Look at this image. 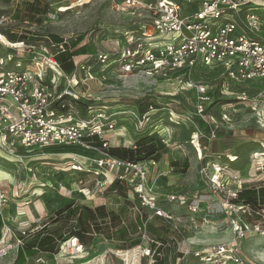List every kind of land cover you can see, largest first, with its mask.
Returning <instances> with one entry per match:
<instances>
[{"label":"rangeland","instance_id":"rangeland-1","mask_svg":"<svg viewBox=\"0 0 264 264\" xmlns=\"http://www.w3.org/2000/svg\"><path fill=\"white\" fill-rule=\"evenodd\" d=\"M258 1L264 4V0ZM0 18L9 20L5 27H0V31L15 32L24 37V45L35 49L36 57L40 58L45 52L57 51L51 48L52 35L69 45L82 38L79 46L89 42L94 54H110L111 57L119 50L124 34L138 26L133 24L135 19L117 11L111 0H0ZM1 46L0 43V54L3 56L8 50L17 51L10 46ZM111 63L100 64L93 57L87 62V70L78 74V85L74 89L82 100L93 106L95 112L103 113L109 120L110 123L99 121L104 129L100 140L91 139L88 141L90 148L86 149L49 146L32 149L6 147L3 150V160L0 159V193L4 195L0 201V264L14 263L22 243L18 242V236L24 237L23 243L31 245L36 242L41 229V232L60 229L65 222L61 220L53 224L51 219L65 205L72 203L92 210L102 206L105 213L120 215L118 226L133 229V232L129 229L130 236L139 237L140 244L129 248L126 242L93 235L84 246L77 239L75 247L61 243L54 253L33 255L27 264H150V256L144 255L148 242L142 237V228L137 229L134 225L135 219L139 216L143 223L148 222L146 226H150L151 231L146 228V235L153 241L171 237L174 224L189 223L187 208L179 205L177 197L186 195L190 202L197 190H200L198 197L208 198L211 195L208 178L212 171L205 167V163L209 158L211 162L217 157L208 155L209 142L217 140L234 147L235 155L231 156L236 158L234 161L239 154L248 152V165L243 168L248 177L238 179L246 182L250 188L261 186L264 157L259 162L263 166V170H260L252 153L264 152V121L257 123L249 107L238 105L235 97L241 93L247 98L254 97L258 92L256 88L227 87L226 90L216 69L198 67L186 73L156 74L136 71L122 76L116 73ZM54 74V69H47V77ZM60 79L63 84L61 76ZM197 84L207 85L213 99L200 119L202 123L188 119L194 111V87ZM144 105H151V108L139 116L138 111ZM83 111L80 109L79 113ZM223 115L228 120H222ZM79 116L91 119L84 113ZM108 124L114 125L112 130L108 129ZM216 126L218 133L215 138H210V132ZM195 133L204 136L198 134L195 139ZM145 136L161 140L164 150L159 153L158 161L139 163L144 176L117 159L109 157L114 162L107 163L103 149L96 147V144L102 143L107 150L129 148ZM105 141L107 143H103ZM100 160L104 163L97 174L93 168L98 167ZM226 160L229 163V159ZM174 162H178L180 168L185 164L184 172L171 170L170 164ZM228 163L221 166L227 168ZM79 165L82 171L71 169ZM208 167H211L210 163ZM228 171L223 180L227 178L232 183L234 175L238 173ZM117 181L119 189L110 190L111 184ZM142 189L143 193H138ZM168 194L170 196H166ZM169 197H175V200L168 201ZM143 198H153L172 220L153 216V211L145 207ZM126 200L131 205L120 213ZM182 215L184 220L181 222ZM66 223L70 225V221ZM107 228L102 225L104 234L109 232ZM78 248L80 251H77ZM170 254L171 263L180 256L174 250ZM242 254L255 264H264V237L257 235L245 241ZM181 264H191V261L187 259Z\"/></svg>","mask_w":264,"mask_h":264},{"label":"built area","instance_id":"built-area-1","mask_svg":"<svg viewBox=\"0 0 264 264\" xmlns=\"http://www.w3.org/2000/svg\"><path fill=\"white\" fill-rule=\"evenodd\" d=\"M111 2L121 14L135 19L133 24L138 26L124 34L119 50L111 57L110 54H93L76 58L74 70L69 75L61 72L52 51L45 52L41 58L36 57L35 49L25 46L24 41H9L7 34L17 33L0 31L1 47L17 49L8 50L5 56L0 54V152L6 147L86 149L90 148L88 141L91 139L100 140L104 129L99 121L110 123L109 120L103 113L95 112L93 106L74 90L78 85V74L87 70V62L93 57L100 64L112 61L116 73L122 76L136 71L156 74L186 73L198 67L216 69L220 72L222 85H226L224 89L253 86L258 90L251 98L243 93L239 96L230 94L237 97L238 105L249 107L257 123L264 121V4L258 0ZM8 21L0 18V27H5ZM52 47L59 52L64 51L62 43L51 44ZM48 68L55 70L51 77L46 76ZM194 90L196 103L188 119L202 122L200 119L206 107L213 103L212 94L210 96L208 86L203 84L195 85ZM76 102L84 104L82 113L91 119L79 116L82 113H79ZM222 120H228L227 116L223 115ZM113 126L108 124V129L112 130ZM216 133L217 126L210 132V138H215ZM198 134H193V137L197 139ZM101 145L102 154L108 158L107 163L114 162L105 153L106 145ZM254 155L258 169L263 170L259 162L264 152ZM216 157L219 161L220 156ZM228 159L233 163L236 158ZM120 162L144 176L139 163ZM103 163L100 160L98 167L93 168L95 173L100 172L99 167ZM205 167L212 171L208 178L211 195L198 197L200 190H197L190 202L185 195L177 197L179 205L187 208L188 224L187 221L185 225L180 223L181 228L174 224L171 237L153 241L146 235L148 222L143 223L142 237L148 242L144 255L150 256V264H181L187 259L191 264H255L242 254V248L248 239L257 235L264 237V203L259 199L254 204L239 200L243 182L236 175L232 176V183L227 178L223 180L225 173H229L228 167L212 161H207ZM257 189L264 190V179ZM141 192L143 189L138 190ZM3 199L4 195L0 193V201ZM170 200H175V197H169ZM143 201L145 207L153 211V216L172 220L153 198H143ZM180 217L182 222L183 215ZM214 235L220 237L210 241ZM173 250L180 256L171 263Z\"/></svg>","mask_w":264,"mask_h":264},{"label":"trees","instance_id":"trees-1","mask_svg":"<svg viewBox=\"0 0 264 264\" xmlns=\"http://www.w3.org/2000/svg\"><path fill=\"white\" fill-rule=\"evenodd\" d=\"M32 10L33 7L31 8V11ZM7 37L9 41L13 43L25 40V38L21 35L13 33H8ZM82 40V38H78L69 45L57 36H50L51 44H63L64 51L54 52V57L64 75L72 73L76 58L94 54V50L89 42L79 46ZM83 105L84 104L82 102H76V106L79 109H83ZM149 108H151V105H144L141 107L138 111L139 116L146 114L150 110ZM96 147H98V149H102V145L100 143L96 144ZM163 150L164 144L161 140L151 136H145L138 140L132 147L110 148L109 150H106L105 153L109 157L119 161L136 164L149 160L158 161L160 158L159 153ZM185 167L186 165L184 164V167L180 168L178 162L170 164V169L177 172H184ZM118 186V181L114 182L111 184L110 190H118ZM245 191L241 193L245 194L239 196V200H243L245 203L254 204L256 200L259 199L260 202L264 203L263 189L256 190V188L253 187ZM256 192L259 193L257 194ZM130 205L131 202L126 200V204H124V208L120 213H124ZM61 220L65 223L61 225L60 229L50 230V232H46L45 230L41 232L43 230L41 229L36 236V242L31 245L23 243L24 237L18 236L17 240L22 243L21 246L18 247L16 259L13 264H27L28 259L33 255L54 253L61 243H66L70 239H77L78 243L81 246H84L90 241V237L93 235H102L106 240L110 241L115 239L120 242H126L129 244V248H135L140 244L139 237L131 238L129 230L131 228L128 229V227L118 226V222L121 220L120 215L105 213V209L102 206L95 207L92 210L85 206L75 205L74 203L67 204L53 216L51 222H53V224H57ZM67 221H70V225H67ZM101 223H103L102 225L108 226V233L104 234L102 232ZM134 225L137 229H141L143 220L137 216ZM147 229L151 231L150 226H148ZM131 230V232H133V229Z\"/></svg>","mask_w":264,"mask_h":264},{"label":"crops","instance_id":"crops-1","mask_svg":"<svg viewBox=\"0 0 264 264\" xmlns=\"http://www.w3.org/2000/svg\"><path fill=\"white\" fill-rule=\"evenodd\" d=\"M207 151H208V155H216V156H220V161H218L217 159H212V162H214V163H218V164H220V165H222V163H228L227 162V158H233V157H231V156H234L235 155V148L234 147H232L231 145L230 146H228V145H226V143H221V142H219V141H213V142H209V144H208V147H207ZM254 153V152H253ZM252 153V154H253ZM243 154V155H242ZM242 154H239L238 155V159L236 160V161H234L233 163H228V168L231 170V172L232 171H236V173H238L237 175H236V177L238 178V177H242V178H245V177H248L247 175H246V171L244 170L245 169V166H247L248 164V159H247V157H248V152H246L245 151V153H242ZM223 156V157H222ZM210 159L211 158H209V161H210ZM234 160V159H233ZM263 160V158L261 159V161ZM222 161V162H221ZM244 168V169H243ZM244 184V186H243V189H242V191H240L239 192V195H238V197L239 196H241V195H244V194H241L242 192H244L245 190H247V189H249L251 186L250 185H247V183L246 182H243ZM246 183V184H245ZM231 187V186H230ZM246 192V191H245ZM263 192H264V190H263ZM257 194L259 193V192H256ZM176 194H178V193H176ZM189 194V193H188ZM264 194V193H263ZM166 196H170V194H168V195H166ZM186 196V195H185ZM3 210H5V209H3ZM198 236H200V235H197V237ZM206 236H208V237H210L211 235H209V234H207ZM216 236L217 235H214L213 237H211V239H210V241L211 240H214L215 241V239H217V238H219V237H217L216 238ZM196 241V240H195Z\"/></svg>","mask_w":264,"mask_h":264},{"label":"bare ground","instance_id":"bare-ground-1","mask_svg":"<svg viewBox=\"0 0 264 264\" xmlns=\"http://www.w3.org/2000/svg\"><path fill=\"white\" fill-rule=\"evenodd\" d=\"M264 129V128H263ZM194 144H196L195 142H194ZM253 155H254V153H253ZM264 156V155H263ZM6 157V156H5ZM11 156H9V158H10ZM253 157V159L255 158V155L254 156H252ZM1 158H3V154H2V152L0 153V159ZM1 160H3V159H1ZM7 160V159H6ZM10 161V160H9ZM9 161H7V162H9ZM76 168V170L75 171H82V169L83 168H81V166L79 165L78 167H72L71 169H75ZM70 172V171H69ZM1 173V172H0ZM73 240V239H72ZM70 241V242H66L65 243V245L66 246H69V247H75V245H76V243H77V241L74 239L73 241ZM77 251H80V248H78V250Z\"/></svg>","mask_w":264,"mask_h":264}]
</instances>
